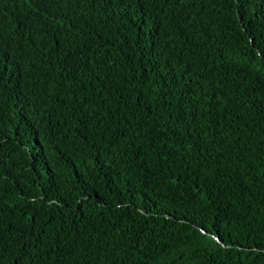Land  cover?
Listing matches in <instances>:
<instances>
[{"label":"trees","instance_id":"16d2710c","mask_svg":"<svg viewBox=\"0 0 264 264\" xmlns=\"http://www.w3.org/2000/svg\"><path fill=\"white\" fill-rule=\"evenodd\" d=\"M0 264H264V0H0Z\"/></svg>","mask_w":264,"mask_h":264}]
</instances>
